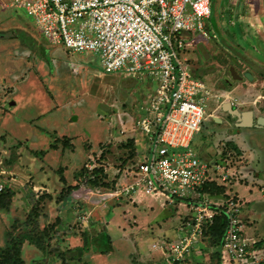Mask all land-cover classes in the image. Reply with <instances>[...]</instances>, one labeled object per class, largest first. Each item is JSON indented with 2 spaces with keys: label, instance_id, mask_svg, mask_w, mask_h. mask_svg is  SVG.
I'll use <instances>...</instances> for the list:
<instances>
[{
  "label": "rangeland",
  "instance_id": "1",
  "mask_svg": "<svg viewBox=\"0 0 264 264\" xmlns=\"http://www.w3.org/2000/svg\"><path fill=\"white\" fill-rule=\"evenodd\" d=\"M238 1L233 0L236 16L228 11L224 18L225 3L213 0L211 16L205 20L210 37L201 32L185 34L187 65L194 72L193 78L205 82L209 91L203 92L207 97L205 119L191 148L210 164L213 160L225 164L222 159L229 158L227 168L236 173L231 181L219 180L223 193H201L217 202L231 195L239 197L243 235L261 240L264 129L256 128L253 136L251 128H246L248 146L239 148L240 153L230 148L228 141L235 146L245 144L225 138L234 134L236 127L229 123L228 112L221 109L222 102L231 101L241 110L253 109L256 115H264V72L252 64L258 60L264 67V0H256L261 26H248L246 16L258 11L243 10ZM33 29L40 35L34 19L22 8L0 4V169L5 171L4 183L13 193L9 206L0 208L9 220L4 236L7 243L0 247L20 244V234L32 229L36 220L39 230L57 220L45 249L24 240L23 264H84L85 260L91 264L158 263L162 251L152 247H165L184 234L182 223L191 213L189 201L173 204L163 195L150 194L140 195L142 201L120 197L102 204L72 198L83 195L87 186L101 191L115 188L124 169L145 159L147 139L139 131L137 120L143 117L142 106L156 93L157 79L147 73L125 77L124 70L106 73L99 54L70 52L62 45L46 43L42 37L34 41L28 38ZM16 48L18 54H12ZM230 67L243 78L234 79ZM246 70L252 72L253 80L243 75ZM64 137L69 141L62 140ZM221 149L226 151L224 155ZM94 168L106 173L100 181L91 170ZM119 221L124 229L113 225ZM103 228L109 238L100 234ZM84 229L99 232L97 240L102 247L92 243L80 260L64 262L62 252L82 245ZM199 246L197 254L190 255L184 264H208L218 250L208 238ZM67 254L74 253L68 250Z\"/></svg>",
  "mask_w": 264,
  "mask_h": 264
},
{
  "label": "built area",
  "instance_id": "2",
  "mask_svg": "<svg viewBox=\"0 0 264 264\" xmlns=\"http://www.w3.org/2000/svg\"><path fill=\"white\" fill-rule=\"evenodd\" d=\"M5 5L22 8L52 45L99 54L106 73L124 70L125 77L147 73L157 79L156 93L142 106L143 117L137 120L147 139L145 159L133 165L115 188L101 191L87 186L83 195L72 198L102 204L140 192L163 195L173 204L189 201L184 234L165 247L154 244L162 251L156 264H176L196 255L204 223L213 222L224 210L228 221L218 248L222 264H264V249L254 248L257 240L243 235L239 197L217 202L201 193L207 182L229 180L227 171L204 161L191 148L205 119L203 92L209 91L205 82L193 78L183 47L186 33L210 37L205 20L211 15L212 0H8ZM4 173L0 169V192L6 187Z\"/></svg>",
  "mask_w": 264,
  "mask_h": 264
},
{
  "label": "trees",
  "instance_id": "3",
  "mask_svg": "<svg viewBox=\"0 0 264 264\" xmlns=\"http://www.w3.org/2000/svg\"><path fill=\"white\" fill-rule=\"evenodd\" d=\"M62 140H64V141L68 140L69 141V137H64ZM132 141L128 142L126 145H130ZM51 144H52L51 145L52 147H56L55 143H51ZM40 152L44 153L45 150H40L39 153ZM134 152H135V150L131 151L130 156H133ZM136 164H137V162H136ZM130 169L131 168L124 169L123 173H122L123 176L128 174ZM91 170H92V172L97 173L96 180L100 181V178H102L103 174H104V176L106 175V173L103 171L102 168H97V169L94 168V169H91ZM119 175H120V173H119ZM119 175H116V176L118 177ZM122 178L123 177L121 176V179ZM201 192H208V193L210 192L211 194L223 193V187H222V185H220L217 182H207V183H205L203 185V189H201ZM10 194H13L11 189H10V187H5L4 191L0 192V208L9 206V202H11L10 201V196H9ZM179 201L180 200H178V202ZM36 221H38V220H36ZM36 221L33 223V228L32 229H29L28 231H24V232H29V233H27V236L24 235V232L22 234H20V240H19L20 244L14 243L13 245H9L6 248H1L0 247V264H23L24 263V259L22 257V248H23L22 244L24 243V240H28L29 243L31 242L32 244H35L39 248L45 249L46 242H47V240L50 239V236L52 234V230L53 229L51 227L55 226L54 223L57 220L55 222H53L51 225H48L50 227H46L47 229L44 228V229H41V230H39V228H38L39 226L37 227V222ZM227 221H228L227 220V215L225 214L224 210H222V211L219 210L218 213H216L213 222H211V223L205 222L204 223V237H203V241H204L205 238H208V240L212 244L218 246V248H219V246L222 244V241H223V236H224V233H225V228H226V225H227ZM100 234H102L105 237V239L109 238V235H110L107 232L106 229H103V231H101ZM23 235L26 236L27 238H24ZM80 235H81V238H82V241H83L82 245L77 246V247L68 248L67 250H64L62 252L63 253V261L64 262L67 261L68 259L69 260H74V259L80 260L83 257L84 252H87V251L90 250V248H91L90 245L92 243H95L96 246L102 247V245L97 240L98 234L94 238L95 235H93L91 231L84 229L83 232ZM47 246H48V244H47ZM263 246H264V239L257 240L256 243H254V245H253L254 248H258V249H264ZM68 250H69V252H73L74 254L68 255L67 254ZM202 250H203V252L205 254L204 247H202ZM103 251L104 250H102V252ZM210 258H211V261L208 264H222V258H221L220 250H217L216 252H213ZM215 258H216L215 263H213L212 260L215 259ZM187 259H189V258H186L185 260L177 261L176 264H184V263H186ZM84 264H91V263L87 262L85 260Z\"/></svg>",
  "mask_w": 264,
  "mask_h": 264
},
{
  "label": "crops",
  "instance_id": "4",
  "mask_svg": "<svg viewBox=\"0 0 264 264\" xmlns=\"http://www.w3.org/2000/svg\"><path fill=\"white\" fill-rule=\"evenodd\" d=\"M224 3H225V8L222 10V17L224 16V18H225V16L226 15H228V11H229V13L230 12H234L235 11V6L233 5V3H235V2H233V0H222ZM238 1V0H237ZM258 1V0H257ZM7 2H8V0H3L2 2H1V0H0V4H7ZM212 2H213V0H212ZM239 2V1H238ZM241 9H248L250 12H254V11H258L259 9L257 8L256 9V7L258 6V2H256V0H241ZM231 4V5H230ZM235 5H236V3H235ZM6 6V5H5ZM232 6V10L231 9H229V7H231ZM240 6H239V8H240ZM222 7H224V6H222ZM227 12V13H226ZM237 13V12H236ZM236 13L234 14L233 13V15H235L236 16ZM260 13H259V11H258V14H255V15H247L246 16V18H247V22H248V26H250V25H252L253 26V24H255V23H257V25H259V26H261L262 25V21H261V19H260ZM211 16V15H210ZM210 18V17H209ZM259 21H261V22H259ZM237 22V21H236ZM261 23V24H260ZM252 28V27H251ZM23 30H25V29H23ZM43 38L44 40H45V42L46 43H49L41 34L39 35L34 29H33V33H28V38L29 39H33L34 41L35 40H38L39 41V38ZM261 37V36H260ZM263 40H264V38H262ZM52 46V45H51ZM61 46V45H60ZM17 50H18V48H16V49H14V51L12 52V54H18L17 53ZM252 64H256L257 66H258V69H260L261 71H263L264 72V67L262 66V65H260V64H262V63H259L258 62V60H257V62L256 63H254V62H252ZM247 71V70H246ZM233 103V102H232ZM233 106H235V104L233 103ZM250 127H248V129H249ZM246 129V127L244 128V129H242L240 132H237V131H234L235 133L234 134H226V135H224L225 136V138H229V137H233V139H237V141H240L241 143H244L245 145H243V144H241V145H238L237 143V145L239 146H235V144H232L231 143V141H228V144H229V146H230V148H233V149H235V150H237L238 152L240 151V153H241V148H243V149H245V147L246 146H248V145H246L247 143L245 142L246 140H244L246 137H245V135H246V133L244 132V130ZM202 130V129H201ZM200 130V131H201ZM236 130V129H235ZM252 131V135L253 134H255V132H254V130L253 129H251ZM199 131V132H200ZM142 134V133H141ZM197 134V133H196ZM264 134V133H263ZM262 134V135H263ZM143 135V134H142ZM254 136V135H253ZM227 138V139H228ZM236 141V142H237ZM232 142H234L233 140H232ZM239 142V143H240ZM260 143V145H258L259 146V148H262L263 147V145H262V143L261 142H259ZM234 145V146H233ZM238 148V149H237ZM240 148V149H239ZM264 148V147H263ZM252 150H253V153L255 152V149L254 148H251ZM224 152H226L225 150H222L221 149V151H220V153L221 154H223L224 155ZM223 158V157H222ZM202 159V158H201ZM222 160H225V161H227V163L225 162V164H219V165H221V166H223L224 167V169H225V172L227 171V173H228V175H229V178H230V181H231V179H232V177H233V175L236 173L235 172V170L234 169H231V168H227L229 165H230V163H231V161H229V158H226V159H222ZM210 163V162H209ZM211 164H218V161L217 160H213L212 162H211ZM238 168V167H237ZM236 168V170H238ZM251 169H253L254 167L253 166H251L250 167ZM3 170V169H2ZM5 170V169H4ZM243 170H246L245 168L243 169ZM4 175V174H3ZM4 177V176H3ZM89 187H91V186H89ZM140 195H144L143 193H137V194H135L132 198H134L135 200H139V201H142V199L139 197ZM53 216V215H52ZM7 218L5 217V214H4V212L3 211H1V209H0V246L3 244H6L7 242H5L4 243V236H5V234H6V228H7V225H6V222H7ZM9 221V220H8ZM49 222H53V220H50ZM114 223V222H113ZM112 223V224H113ZM118 224H116V223H114L113 225L114 226H117V228L118 227H120L121 228V226H123V224H122V222L121 221H119V222H117ZM182 224H184V222L182 223ZM59 225V224H58ZM95 226V225H94ZM6 227V228H5ZM93 227H91V229H92ZM123 229H124V226L122 227ZM103 229H106V228H103ZM124 231V230H123ZM91 232H92V234L93 235H96L98 232L96 231L95 233H93V231L91 230ZM75 233L74 232H72V234L70 235V238H72V240L74 241L76 238H75ZM77 236V235H76ZM79 236V235H78ZM8 239L6 238V241H7ZM81 240H82V238H81ZM69 242L71 241L70 239L68 240ZM80 243H78V244H76V245H79ZM154 250H157V249H160L161 250V248H159V247H154V245H153V247H152ZM261 255H262V253H261Z\"/></svg>",
  "mask_w": 264,
  "mask_h": 264
},
{
  "label": "water",
  "instance_id": "5",
  "mask_svg": "<svg viewBox=\"0 0 264 264\" xmlns=\"http://www.w3.org/2000/svg\"><path fill=\"white\" fill-rule=\"evenodd\" d=\"M232 77L234 79H241L240 75L234 67H230ZM244 76L249 80H253L254 76L251 71L247 70L244 72ZM102 107L108 109L109 106L101 103ZM221 109L227 111L232 117L236 118L235 125L237 127H263L264 126V115L258 116L257 120L254 121V111L251 109L241 110L238 107H234L231 101H224L221 104ZM216 121L222 122V119L216 116H213Z\"/></svg>",
  "mask_w": 264,
  "mask_h": 264
},
{
  "label": "flooded vegetation",
  "instance_id": "6",
  "mask_svg": "<svg viewBox=\"0 0 264 264\" xmlns=\"http://www.w3.org/2000/svg\"><path fill=\"white\" fill-rule=\"evenodd\" d=\"M241 75V74H240ZM243 75H244V73H243ZM242 78H243V76H242ZM241 78V79H242ZM238 80H240V79H238ZM234 107H236V106H234ZM253 110V109H252ZM254 111V110H253ZM258 116H260V115H256V113H255V111H254V121H256L257 120V118H258ZM227 118H229V123L230 124H232V126L235 128L236 127V131L237 132H240L242 129H244L245 127H237L236 125H235V122H236V118L235 117H232L229 113H228V117ZM222 119V121H224V118H221ZM246 128H248V127H246ZM251 129H253L254 131H255V129L257 128V129H264V126L263 127H255V126H251L250 127Z\"/></svg>",
  "mask_w": 264,
  "mask_h": 264
}]
</instances>
